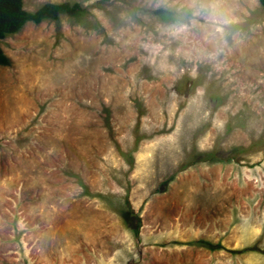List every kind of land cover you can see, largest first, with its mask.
<instances>
[{
  "label": "rangeland",
  "instance_id": "obj_1",
  "mask_svg": "<svg viewBox=\"0 0 264 264\" xmlns=\"http://www.w3.org/2000/svg\"><path fill=\"white\" fill-rule=\"evenodd\" d=\"M49 2L0 40V264H264L260 1Z\"/></svg>",
  "mask_w": 264,
  "mask_h": 264
},
{
  "label": "trees",
  "instance_id": "obj_2",
  "mask_svg": "<svg viewBox=\"0 0 264 264\" xmlns=\"http://www.w3.org/2000/svg\"><path fill=\"white\" fill-rule=\"evenodd\" d=\"M264 7V0H259ZM87 9L80 3H45L37 10L30 12L24 8V0H0V40L7 35L17 33L23 26L32 22L40 24L46 19L57 20L61 15L79 16L86 13ZM157 14L165 13L158 9ZM10 59L0 47V65L8 66Z\"/></svg>",
  "mask_w": 264,
  "mask_h": 264
}]
</instances>
